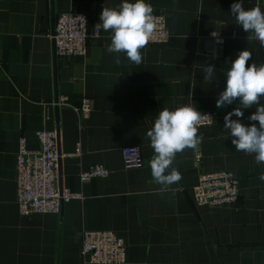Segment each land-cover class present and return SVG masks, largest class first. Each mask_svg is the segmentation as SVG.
Segmentation results:
<instances>
[{"label":"crops","instance_id":"crops-1","mask_svg":"<svg viewBox=\"0 0 264 264\" xmlns=\"http://www.w3.org/2000/svg\"><path fill=\"white\" fill-rule=\"evenodd\" d=\"M123 0H0V264H84L82 230H112L124 238L122 264H264V163L254 154L236 151L224 128V116L238 101L217 108L231 62L245 48L249 64H264V47L247 39L235 24L231 5L245 10L264 0H146L164 17L167 42L142 49L140 64L124 53H109L110 32L102 28L88 42L82 57L54 55L51 34L57 14L80 12L89 26L98 24L103 7ZM134 2V0H130ZM224 35L221 53L205 51V35ZM120 64L114 62L116 57ZM215 66L213 80L204 67ZM65 97L78 105L90 101V112L79 122L67 106L54 107ZM215 115L199 127L203 141L177 154L172 167L182 179L160 192L151 176L154 150L147 137L164 108L193 104ZM260 104L264 105V97ZM257 105L244 110L241 122ZM233 119H237L233 116ZM258 123V122H256ZM54 129L60 154L57 186L81 193L59 213L21 217L16 203L15 156L20 135L30 149L38 147L35 131ZM138 145L144 164L125 169L121 148ZM195 153H200L198 163ZM102 164L106 178L81 184L78 174ZM228 171L238 178L235 204L195 206L191 188L198 172Z\"/></svg>","mask_w":264,"mask_h":264},{"label":"built area","instance_id":"built-area-1","mask_svg":"<svg viewBox=\"0 0 264 264\" xmlns=\"http://www.w3.org/2000/svg\"><path fill=\"white\" fill-rule=\"evenodd\" d=\"M158 18V28L149 43L161 44L168 41L170 33L164 17ZM89 26L84 14L80 12H62L56 15L51 34L54 55L60 57H82L86 53L88 42L100 37L101 29ZM255 43L259 41L253 39ZM207 54L217 56L221 53L224 35L219 30L209 31L204 38ZM54 106L64 105L72 109L77 120L86 119L90 112V101L82 99L78 105L69 103L65 97L57 98ZM211 119L200 127L209 126L214 113L199 111ZM38 147L30 149L23 135L18 137L15 156L16 203L21 217L34 214L59 213L66 203L81 198V193L67 188H59V159L65 156L79 157L82 151L79 144L71 153L60 154L54 129L35 131ZM122 164L125 169H138L144 164L138 145H126L121 148ZM200 153H195L194 161H200ZM109 172L102 164L91 166L78 174L79 182L84 184L92 178H106ZM239 195L238 178L228 171L198 172L197 181L191 188V201L195 206L210 208L226 207L236 203ZM81 259L84 264H122L126 261V243L123 237L112 230H82L80 233Z\"/></svg>","mask_w":264,"mask_h":264},{"label":"clouds","instance_id":"clouds-1","mask_svg":"<svg viewBox=\"0 0 264 264\" xmlns=\"http://www.w3.org/2000/svg\"><path fill=\"white\" fill-rule=\"evenodd\" d=\"M231 15L235 24L246 32L247 39H255L264 47V11L259 5L245 10L242 3L231 5ZM146 0H123L117 8L103 7L99 23L95 26L110 32L109 53H124L130 62L140 64L143 60L142 49L150 42L158 28V18ZM252 53L246 48L241 50L231 62L225 74L226 85L219 93L216 107H226L238 101V106L224 116V128L232 137L231 143L236 151L255 156L257 164L264 163V64H249ZM120 64L117 56L114 60ZM204 79L213 80L215 66L204 67ZM256 109L248 117L252 123L241 122L245 109ZM235 116L237 119H233ZM211 119L201 114L193 104L182 105L174 110L164 108L159 112L153 127L147 131L154 155L150 160L151 176L160 185V192H166L171 185L182 179L181 173L172 167L177 154L186 149H195L202 143L198 134L199 127ZM258 122V123H256ZM264 180V174L260 176Z\"/></svg>","mask_w":264,"mask_h":264},{"label":"water","instance_id":"water-1","mask_svg":"<svg viewBox=\"0 0 264 264\" xmlns=\"http://www.w3.org/2000/svg\"><path fill=\"white\" fill-rule=\"evenodd\" d=\"M56 99H57V96L54 98V102L56 101ZM54 107H55L56 110L58 109L57 106H54Z\"/></svg>","mask_w":264,"mask_h":264}]
</instances>
